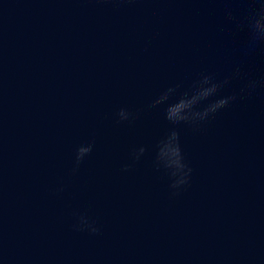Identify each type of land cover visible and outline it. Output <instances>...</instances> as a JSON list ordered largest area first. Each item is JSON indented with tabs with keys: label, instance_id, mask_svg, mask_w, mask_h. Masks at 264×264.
Segmentation results:
<instances>
[{
	"label": "water",
	"instance_id": "obj_1",
	"mask_svg": "<svg viewBox=\"0 0 264 264\" xmlns=\"http://www.w3.org/2000/svg\"><path fill=\"white\" fill-rule=\"evenodd\" d=\"M249 8L0 0V264H264V46L239 27ZM205 75L223 86L196 110L237 100L169 122ZM172 131L193 170L179 195L158 161ZM81 216L100 233L76 231Z\"/></svg>",
	"mask_w": 264,
	"mask_h": 264
},
{
	"label": "clouds",
	"instance_id": "obj_2",
	"mask_svg": "<svg viewBox=\"0 0 264 264\" xmlns=\"http://www.w3.org/2000/svg\"><path fill=\"white\" fill-rule=\"evenodd\" d=\"M245 2L250 5V8L243 22L239 23V27L247 29L248 48L255 50L259 46H264V0H245ZM228 15L229 19L236 20V17L232 16L230 11ZM239 74L240 70L237 69L236 75L238 76ZM228 82L225 80L223 83L227 84ZM222 86L216 83L213 77L208 75L203 76L194 86L195 90L193 94L189 96L188 93H185L176 103L169 105L166 111V119L174 125L188 123L193 126L209 121L218 112L237 100L236 96L221 97L209 103L202 111L196 110L197 105L217 96ZM257 87L256 81H250L241 92L250 96L256 91ZM175 92L176 88H169L154 102L153 106L166 103ZM119 116L121 120H128L131 118V113L122 109ZM91 151V146H82L78 149L76 157L77 166ZM144 152L145 149L141 148L139 153L136 154V159H139V156L143 155ZM158 161L162 162L166 169L171 170L170 175L173 182L170 188L173 190V195H179L180 191L190 184L193 170L185 161L177 131H172L167 139L162 142ZM127 170L125 168V171ZM74 227L76 231H88L93 235L100 233V229L96 226V223L94 221L90 222L83 216L80 217L79 224Z\"/></svg>",
	"mask_w": 264,
	"mask_h": 264
}]
</instances>
